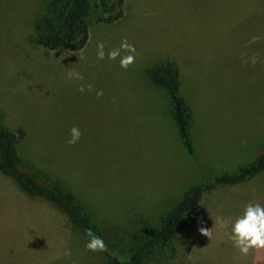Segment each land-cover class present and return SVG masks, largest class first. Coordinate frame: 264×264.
Wrapping results in <instances>:
<instances>
[{"label":"rangeland","instance_id":"obj_1","mask_svg":"<svg viewBox=\"0 0 264 264\" xmlns=\"http://www.w3.org/2000/svg\"><path fill=\"white\" fill-rule=\"evenodd\" d=\"M54 2L0 0L2 123L17 135L19 169L81 205L106 247L87 250V232L68 214L26 194L33 227L2 239V251H18L6 264H113L112 254L129 259L164 226L193 187L236 174L264 154V0H127L118 24L91 21L80 51L37 44L36 25ZM122 40L135 47L127 68L107 55ZM166 60L180 68V94L192 113L191 151L172 100L151 76ZM73 126L81 135L69 144ZM249 201L264 203V170L205 191L195 226L141 264H235L229 228L218 220ZM201 227L211 229L210 239Z\"/></svg>","mask_w":264,"mask_h":264},{"label":"trees","instance_id":"obj_2","mask_svg":"<svg viewBox=\"0 0 264 264\" xmlns=\"http://www.w3.org/2000/svg\"><path fill=\"white\" fill-rule=\"evenodd\" d=\"M127 0H55L54 7L48 12V19L36 25L37 44L50 50L80 51L86 47L90 38L91 21L111 25L125 18ZM154 83L166 90L174 104L175 118L183 142L192 150L190 107L180 94V68L177 62L166 60L151 70ZM17 135L6 129L0 112V172L9 177L22 193L42 198L69 215L80 229L91 231V224L84 208L74 202L58 186H49L39 182L34 175L19 169ZM264 170V154L258 160L233 175H222L210 182L193 187L184 197L177 209L171 213L164 226L152 231L150 236L140 243L131 257L121 260L111 255L113 264H141L144 256L158 246L167 248L173 237L186 227L192 228L201 216L200 203L205 191L217 184H229L244 181Z\"/></svg>","mask_w":264,"mask_h":264},{"label":"clouds","instance_id":"obj_3","mask_svg":"<svg viewBox=\"0 0 264 264\" xmlns=\"http://www.w3.org/2000/svg\"><path fill=\"white\" fill-rule=\"evenodd\" d=\"M126 50L128 55H121V51ZM135 52V47L129 44L127 40H122L119 48L110 50L107 55L108 59L116 60L119 57V64L122 68L133 63L135 57L132 53ZM104 44H97V58L104 59ZM70 77L75 76L77 79H82L79 73H70ZM90 87V86H89ZM79 91H84L83 87H80ZM97 95H102L101 92H97ZM69 144L76 143L80 138V130L73 126L70 130ZM218 224L221 228L227 226L229 228L228 238L232 241L233 246L242 255H247L250 249L264 248V203L259 201L244 204L238 214L229 218L227 221L218 220ZM199 231L209 239L212 237V231L209 228L201 227ZM89 239L85 242V248L89 251H104V241L93 234L90 230L87 232ZM71 254L70 249L65 248L64 255L69 256ZM191 259V257H189Z\"/></svg>","mask_w":264,"mask_h":264},{"label":"crops","instance_id":"obj_4","mask_svg":"<svg viewBox=\"0 0 264 264\" xmlns=\"http://www.w3.org/2000/svg\"><path fill=\"white\" fill-rule=\"evenodd\" d=\"M6 182L7 186L12 189V193L16 194V199L12 200L10 195H4L2 191V182ZM25 193H22L12 183L8 176L0 172V264H6L7 257L9 260L13 256L18 257V251L3 255L2 242L4 238L16 237L17 235H27L28 231L33 227V224L28 219V207L23 200ZM20 196V198H19ZM7 209L8 214H3V207ZM5 231V232H4ZM21 237V236H20ZM19 237V238H20ZM18 238V239H19ZM257 249H250L247 255H242L235 248V264L248 263V264H264V257L259 256L256 258ZM8 252V250H7Z\"/></svg>","mask_w":264,"mask_h":264}]
</instances>
